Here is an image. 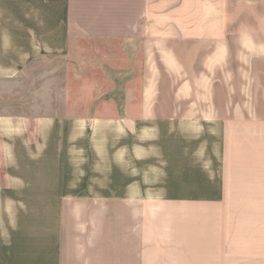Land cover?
Here are the masks:
<instances>
[{
    "label": "crops",
    "instance_id": "obj_1",
    "mask_svg": "<svg viewBox=\"0 0 264 264\" xmlns=\"http://www.w3.org/2000/svg\"><path fill=\"white\" fill-rule=\"evenodd\" d=\"M258 16L264 0H0V264H264V116L200 86ZM91 70L118 83L86 104ZM89 127L125 131L124 185L70 168L53 134Z\"/></svg>",
    "mask_w": 264,
    "mask_h": 264
},
{
    "label": "rangeland",
    "instance_id": "obj_2",
    "mask_svg": "<svg viewBox=\"0 0 264 264\" xmlns=\"http://www.w3.org/2000/svg\"><path fill=\"white\" fill-rule=\"evenodd\" d=\"M257 9L256 13L262 12L261 9ZM253 19L259 25L264 23L262 16ZM246 23L252 22L247 21ZM256 27L259 28L258 25ZM234 40L237 41V38ZM238 40H241V48L235 47L237 43L231 44L228 50H224L223 58L218 57L222 56L219 54L220 50H217V53L216 50L214 51L217 58L213 65L215 79L212 82H200L203 89L202 103H205V98H209L206 97L204 89L206 85L212 83L213 92H218V96L215 97L216 103L241 106L242 112L231 113V115L264 116V33L242 34L241 39ZM93 55V51L83 55L87 64H93ZM48 66V64L40 66L41 74H44ZM93 68L95 66L91 67V69ZM215 68L217 69L215 70ZM86 73V104L95 98L100 101L104 98L108 99L107 95L112 88H116L118 82L100 79L98 71L91 70ZM95 78L97 80H94ZM32 87H24V93L25 91L28 93V89ZM77 87L76 82L72 83L71 88L75 92ZM103 94L104 96L101 98ZM76 101L77 99H75ZM220 115L227 114H214V116ZM28 133L33 136L35 130L29 127ZM53 135L70 136V145L68 146L70 168L84 169L86 184H109L111 174H114L118 185L125 184L126 133L124 130L120 128L101 130L90 127L80 130L59 129L55 130Z\"/></svg>",
    "mask_w": 264,
    "mask_h": 264
}]
</instances>
